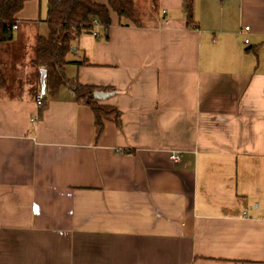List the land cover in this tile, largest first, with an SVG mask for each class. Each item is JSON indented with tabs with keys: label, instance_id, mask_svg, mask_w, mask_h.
I'll return each instance as SVG.
<instances>
[{
	"label": "crops",
	"instance_id": "obj_1",
	"mask_svg": "<svg viewBox=\"0 0 264 264\" xmlns=\"http://www.w3.org/2000/svg\"><path fill=\"white\" fill-rule=\"evenodd\" d=\"M48 6L0 44V264H264V0H194L192 25L158 0L81 35L66 77L119 115L99 135L42 86Z\"/></svg>",
	"mask_w": 264,
	"mask_h": 264
},
{
	"label": "trees",
	"instance_id": "obj_2",
	"mask_svg": "<svg viewBox=\"0 0 264 264\" xmlns=\"http://www.w3.org/2000/svg\"><path fill=\"white\" fill-rule=\"evenodd\" d=\"M30 0H0V44L14 39V27L18 25L16 15ZM49 27L47 36H38L34 65L46 71L45 86L48 94L63 86H70L77 101L92 109L95 114L98 135L103 131V120L118 112L115 108L99 104L97 89L82 86L75 79H68L65 69L67 56L76 49L75 43L83 34L93 33L92 23L97 21L107 30L112 25L111 13L120 20L140 25L135 0H107V4L95 0H48ZM184 9L189 25L194 23V0H184ZM156 11V7L154 9ZM82 64V63H78ZM4 78L0 72V86Z\"/></svg>",
	"mask_w": 264,
	"mask_h": 264
},
{
	"label": "rangeland",
	"instance_id": "obj_3",
	"mask_svg": "<svg viewBox=\"0 0 264 264\" xmlns=\"http://www.w3.org/2000/svg\"><path fill=\"white\" fill-rule=\"evenodd\" d=\"M135 2L138 11V20L141 23H148L149 17L155 13V7L157 9L158 0H135Z\"/></svg>",
	"mask_w": 264,
	"mask_h": 264
},
{
	"label": "built area",
	"instance_id": "obj_4",
	"mask_svg": "<svg viewBox=\"0 0 264 264\" xmlns=\"http://www.w3.org/2000/svg\"><path fill=\"white\" fill-rule=\"evenodd\" d=\"M101 27H104L101 23L97 22V21H94L92 23V28H93V33L92 35L95 36V37H100V34L98 32V29L101 28ZM17 29V26L14 27V30ZM246 31H249L250 30V27H246L245 28ZM246 43H249V39H246L245 40ZM37 103H38V106L41 107L42 104H43V96L42 95H38L37 96ZM172 160L173 161H179L180 160V156L177 155V154H174L172 155Z\"/></svg>",
	"mask_w": 264,
	"mask_h": 264
},
{
	"label": "water",
	"instance_id": "obj_5",
	"mask_svg": "<svg viewBox=\"0 0 264 264\" xmlns=\"http://www.w3.org/2000/svg\"><path fill=\"white\" fill-rule=\"evenodd\" d=\"M72 52H75V50L73 49ZM45 76H46V71L45 70H42V86L43 88L45 87Z\"/></svg>",
	"mask_w": 264,
	"mask_h": 264
}]
</instances>
